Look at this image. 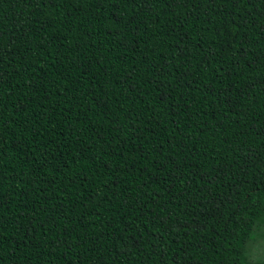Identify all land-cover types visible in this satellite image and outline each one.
I'll use <instances>...</instances> for the list:
<instances>
[{"label":"trees","instance_id":"obj_1","mask_svg":"<svg viewBox=\"0 0 264 264\" xmlns=\"http://www.w3.org/2000/svg\"><path fill=\"white\" fill-rule=\"evenodd\" d=\"M263 215L264 0H0V264H264Z\"/></svg>","mask_w":264,"mask_h":264},{"label":"rangeland","instance_id":"obj_2","mask_svg":"<svg viewBox=\"0 0 264 264\" xmlns=\"http://www.w3.org/2000/svg\"><path fill=\"white\" fill-rule=\"evenodd\" d=\"M252 235L248 257L250 260L264 263V223L255 229Z\"/></svg>","mask_w":264,"mask_h":264},{"label":"snow or ice","instance_id":"obj_3","mask_svg":"<svg viewBox=\"0 0 264 264\" xmlns=\"http://www.w3.org/2000/svg\"><path fill=\"white\" fill-rule=\"evenodd\" d=\"M214 55V54H213Z\"/></svg>","mask_w":264,"mask_h":264}]
</instances>
